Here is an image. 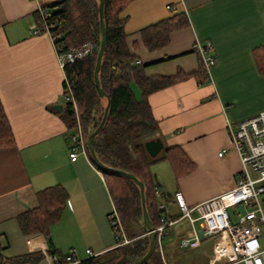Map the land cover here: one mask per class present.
<instances>
[{
	"label": "crops",
	"instance_id": "obj_1",
	"mask_svg": "<svg viewBox=\"0 0 264 264\" xmlns=\"http://www.w3.org/2000/svg\"><path fill=\"white\" fill-rule=\"evenodd\" d=\"M42 2L0 0V100L14 137L12 145L0 147V264H59L47 238L41 232L23 234L16 219L37 207L39 190L54 185L67 193L61 217L49 229L57 260L64 255L84 260L87 249L104 256L116 245L107 219L114 204L104 175L88 156L70 160L71 131L62 110L52 108L61 104L63 109L65 74L51 36L31 32ZM179 13L188 25L173 30L167 44L148 49L141 30ZM122 16L129 53L148 77L194 73L200 63L196 44L211 43L216 64L209 77L199 81L190 75L148 94L158 124L151 138L163 143L158 155L179 147L192 163L177 178L167 160L151 166L160 183L158 204L164 202L167 218L176 220L161 242V256L166 264H209L214 240L210 248L201 247L204 236L196 247L181 246L192 228L187 223L191 236L185 237L182 228L176 229L185 218L179 219L173 195L179 191L194 205L235 183L240 161L226 119L240 121L264 110V74L254 56V49L264 45V0H132ZM131 89L139 99V88L131 83ZM167 166L170 178L163 175ZM260 242L264 248V226ZM38 253L43 256L34 263L10 261Z\"/></svg>",
	"mask_w": 264,
	"mask_h": 264
},
{
	"label": "trees",
	"instance_id": "obj_2",
	"mask_svg": "<svg viewBox=\"0 0 264 264\" xmlns=\"http://www.w3.org/2000/svg\"><path fill=\"white\" fill-rule=\"evenodd\" d=\"M42 2V0H39ZM132 0H104L103 21L106 32L105 49L98 72L100 87L109 98L107 117L102 128L94 138L96 157L105 166L133 174L142 182L146 210L154 227L159 221L158 200L154 194L155 178L151 166L167 160L177 178L187 172L192 163L179 147L166 148L159 156L151 158L144 141L158 131L157 121L153 118L148 102V94L190 75L199 81L207 77L201 57L199 69L194 73L173 76H145L143 65L134 63L125 43V17L122 12ZM99 0H50L41 3L47 10L45 21L53 39L57 53H63L85 43L93 44V51L75 59L64 66L65 80L63 90L71 91L76 103L64 100L61 117L70 131L76 126L78 117L85 140L99 124L106 97H100L94 86V67L100 42ZM36 20L40 14L36 12ZM188 25L183 13L149 25L141 30L144 44L148 49H156L167 44L169 34ZM254 56L259 72L264 74V45L254 49ZM134 83L140 90L137 99L131 89ZM14 137L0 100V147L13 144ZM89 156V153H88ZM91 162L103 173L105 182L121 218L128 242L115 246L104 256L96 255L80 260L76 264H133L142 257L149 247V235L142 221L140 189L133 180L116 172L101 169L89 156ZM37 207L17 216V223L23 234L41 232L48 240V251L56 255L49 229L61 217L67 200V193L60 185L46 187L37 192ZM167 234V233H166ZM43 256L25 254L12 258L14 263H34ZM65 255L58 259L59 264L66 263ZM142 264H166L159 247H154Z\"/></svg>",
	"mask_w": 264,
	"mask_h": 264
},
{
	"label": "built area",
	"instance_id": "obj_3",
	"mask_svg": "<svg viewBox=\"0 0 264 264\" xmlns=\"http://www.w3.org/2000/svg\"><path fill=\"white\" fill-rule=\"evenodd\" d=\"M168 8H172L168 6ZM40 20L31 27V32L49 33V26L45 21L47 10L41 6L38 9ZM51 36V35H50ZM52 38V37H51ZM198 51L207 77L211 68L216 64V59L210 54L211 43H197ZM93 51L92 43H85L79 47L58 54V63L61 68L75 59L82 58ZM136 64L140 61L135 59ZM63 100L72 102L76 111V103L71 91L62 90ZM226 128L232 148L236 151L240 168L235 172V183L229 190L189 205L181 192L176 191L173 200L180 213L179 219L188 220L192 228V236L183 239L181 246L196 247L199 245L200 237L197 230L201 229L203 236H211L214 239L212 255L209 264H264V248L261 246V228L264 226V213L262 200L264 196V110L240 121L226 119ZM71 146L69 158L75 161L79 155L88 156L86 140L76 118V126L70 134ZM224 150L219 152L222 155ZM89 157V156H88ZM154 194L161 198L158 187H154ZM232 211H231V210ZM160 212V223L153 227L155 241L161 253V242L167 233V228L176 220L167 218L165 204H158ZM196 215H193V214ZM109 225L115 236V246L126 243L129 239L115 206L107 214ZM198 222L199 228L195 223ZM88 257H93L89 249L86 250ZM54 261H58L52 255ZM66 263L76 264L79 262L73 259L72 255L65 256Z\"/></svg>",
	"mask_w": 264,
	"mask_h": 264
},
{
	"label": "water",
	"instance_id": "obj_4",
	"mask_svg": "<svg viewBox=\"0 0 264 264\" xmlns=\"http://www.w3.org/2000/svg\"><path fill=\"white\" fill-rule=\"evenodd\" d=\"M103 3H104V0H99L98 11H99L100 42H99V47L97 50L93 76H94V86H95V89H96L98 95L100 97H103V96L106 97L107 103L104 107L103 114H102V117H101L99 124L88 135V137L86 139V145H87L89 156L101 169H103L104 171H108V172L109 171L110 172H116V173H119V174H121L127 178H130L131 180L134 181L135 184L138 185V187L140 189L141 204H142V221H143V225L146 229V232L149 235V247H148V250L146 251V253L142 257L138 258L133 264H142L148 258L150 253L152 252L153 247H154V242H155V233L152 232L154 226H153L151 220L149 219V216H148V213L146 210V206H145L143 184L141 181H139L137 179V177H135L131 173H128V172L123 171V170L115 169L112 167L105 166L103 163H101V161L98 160V158L96 157L95 151H94V138L99 133L100 129L102 128V126L104 124V121H105V119L107 117V113H108V107H109V98L104 93L102 88L100 87L99 77H98V72H99V69L101 66V58H102V55H103V52L105 49V43H106V32H105V26H104V21H103ZM52 108L54 110L60 112L62 110V105L61 104H54L52 106ZM143 144H144V148H145L147 154L151 158L156 157L160 153V151L163 149V143L158 137H154V138L145 140ZM154 177H155V175H154ZM155 186L156 187L160 186L159 181H157V180L155 181ZM162 196L164 198H166L165 192H162ZM197 232H198L199 237L203 236V232L201 229H198Z\"/></svg>",
	"mask_w": 264,
	"mask_h": 264
},
{
	"label": "rangeland",
	"instance_id": "obj_5",
	"mask_svg": "<svg viewBox=\"0 0 264 264\" xmlns=\"http://www.w3.org/2000/svg\"><path fill=\"white\" fill-rule=\"evenodd\" d=\"M42 1H44V2H46V1H50V0H42ZM166 165H168L167 164V162H166ZM165 170V169H164ZM163 175L165 176V175H167L168 176V178H170V171H169V169H168V166L166 167V171H164V173H163ZM231 210V209H230ZM232 211V210H231ZM193 215H196L195 213L193 214ZM188 220L187 219H184V220H182L179 224H177L175 227H176V229H179V227L180 228H182L181 229V231H183L184 233H183V235H182V237H185V236H191V234L189 233L190 232V230L187 228L188 227ZM187 225V226H186ZM195 225H198V222H196L195 223ZM175 230V228H173V231ZM172 231V236H174V238L176 237V234H175V232H173ZM213 237H211V236H204L203 238H201V247H204V248H210V246L212 245V242H213Z\"/></svg>",
	"mask_w": 264,
	"mask_h": 264
}]
</instances>
